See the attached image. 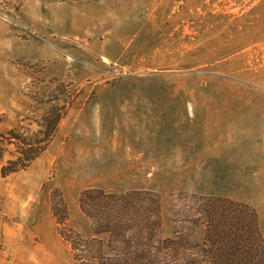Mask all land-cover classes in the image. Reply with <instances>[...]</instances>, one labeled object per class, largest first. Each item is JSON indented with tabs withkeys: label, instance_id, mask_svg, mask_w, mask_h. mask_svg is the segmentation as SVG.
Returning <instances> with one entry per match:
<instances>
[{
	"label": "rangeland",
	"instance_id": "374dc122",
	"mask_svg": "<svg viewBox=\"0 0 264 264\" xmlns=\"http://www.w3.org/2000/svg\"><path fill=\"white\" fill-rule=\"evenodd\" d=\"M92 187L155 193L164 238L208 196L264 232V0H0V264H80Z\"/></svg>",
	"mask_w": 264,
	"mask_h": 264
},
{
	"label": "trees",
	"instance_id": "16d2710c",
	"mask_svg": "<svg viewBox=\"0 0 264 264\" xmlns=\"http://www.w3.org/2000/svg\"><path fill=\"white\" fill-rule=\"evenodd\" d=\"M61 117L59 112L49 120L45 142L55 135ZM30 145L3 167L4 176L26 168L47 146ZM80 201L94 236L64 235L80 264H193L197 256L208 264H264V232L257 210L249 204L204 197L203 219L194 223L203 224L205 234L192 241L179 234L161 236V204L151 191L116 194L92 187ZM109 250L114 254H108Z\"/></svg>",
	"mask_w": 264,
	"mask_h": 264
}]
</instances>
